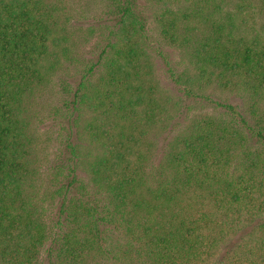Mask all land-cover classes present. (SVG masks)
Listing matches in <instances>:
<instances>
[{
  "label": "trees",
  "instance_id": "trees-1",
  "mask_svg": "<svg viewBox=\"0 0 264 264\" xmlns=\"http://www.w3.org/2000/svg\"><path fill=\"white\" fill-rule=\"evenodd\" d=\"M101 4L112 24L79 39L57 0H0V264H264V22L252 24L264 0ZM154 8L197 82L247 99L246 114L218 103L221 117L197 115L161 154L156 138L175 117L152 82ZM79 63L76 83L57 89L54 76ZM47 110L90 114L94 154L68 139L43 170L33 133Z\"/></svg>",
  "mask_w": 264,
  "mask_h": 264
},
{
  "label": "rangeland",
  "instance_id": "rangeland-1",
  "mask_svg": "<svg viewBox=\"0 0 264 264\" xmlns=\"http://www.w3.org/2000/svg\"><path fill=\"white\" fill-rule=\"evenodd\" d=\"M70 17L69 30L81 39L88 35L90 27H101L104 24H112L104 15L101 0H57ZM176 3H187L193 0H174ZM155 9V8H154ZM158 11V12H157ZM160 10L149 9L148 11V32L151 38L150 45V64L152 72V82L158 86L164 99L170 102L172 107V116L175 117L170 122L165 133L156 138L158 153H162L170 140L178 133L184 131L191 123L194 117L201 114H208L215 117H221V110L218 103H227L236 105L239 110L246 114L247 99L240 91H224L214 85H206L197 82L195 79V69L184 51L168 45L161 37L157 22ZM264 19L258 17L253 26L261 27ZM105 30V29H103ZM105 31H103L104 33ZM90 33V32H89ZM87 38L84 46L80 50L81 60L85 65L95 62L96 53H93V47L97 41V35L92 34ZM100 39V38H99ZM168 64L175 70L176 74L181 79H186L189 82H184L182 86L175 84L169 73ZM84 65L76 64L69 65L65 70L57 73L53 78L54 86L60 84L62 80H66L75 84L80 78ZM103 68L96 70L91 82H95L99 75L102 74ZM182 87L193 90L192 96L185 95ZM56 90V89H55ZM207 97V98H206ZM54 104V101H52ZM56 102V101H55ZM56 106V104H55ZM62 116L67 114L59 113L57 116L52 110H47L39 117V122L34 129L35 141L38 148V154L42 159V169L50 168L53 161H57L58 155L65 154L68 139L74 146L83 153H93L90 146V137L84 130V119L90 117V114L85 113L83 116L75 114L68 119H62ZM83 156H85L83 154ZM80 175L88 177L85 169L79 171Z\"/></svg>",
  "mask_w": 264,
  "mask_h": 264
}]
</instances>
